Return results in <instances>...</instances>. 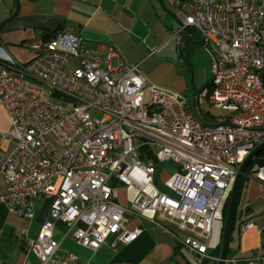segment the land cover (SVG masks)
<instances>
[{"label": "built area", "instance_id": "obj_1", "mask_svg": "<svg viewBox=\"0 0 264 264\" xmlns=\"http://www.w3.org/2000/svg\"><path fill=\"white\" fill-rule=\"evenodd\" d=\"M169 2L178 8V26L168 41L178 47L185 30L197 33L212 57L197 104L222 113L224 125L203 126L190 96L146 87L137 65L119 59L112 67L111 49L85 50L81 37L67 30L27 40L31 58L24 64L0 51V111L9 124L0 131L6 184L0 203L30 220L34 200H49L47 219L30 243L41 264H79L75 254L58 251L57 223L95 252L112 235L122 244L137 239L140 228H124L128 216L171 223L186 233L176 242L197 264L217 260L223 208L238 169L264 142V0H190L189 14L179 1ZM167 162L176 171L160 188L157 168ZM253 176L264 183V166ZM119 188L126 206L117 201ZM252 227L246 223L240 231ZM262 260L256 253L248 264Z\"/></svg>", "mask_w": 264, "mask_h": 264}, {"label": "crops", "instance_id": "obj_2", "mask_svg": "<svg viewBox=\"0 0 264 264\" xmlns=\"http://www.w3.org/2000/svg\"><path fill=\"white\" fill-rule=\"evenodd\" d=\"M161 1L163 8L156 0H18L16 17L0 30L1 55L24 64L31 58V53L23 46L27 40L67 30L81 37L85 50L102 54L111 49L110 64L114 62L116 66L122 59L127 64L137 65L145 84L150 82L184 93V77L167 78L156 71L145 74L140 71V66L157 54L147 57L148 52L159 50L163 38L177 28V6L170 4V0ZM177 1L181 10L189 14L190 0ZM14 9L15 0H0V23L11 16ZM196 41L199 42L198 37L192 43ZM208 81L204 83L202 77L198 85L203 87ZM207 118L209 123L221 121L218 117H211L212 121ZM5 188L0 176V194ZM117 201L122 206L127 205L123 188L118 189ZM33 206V218L28 220L8 213L0 203V264H41L30 252V243L47 219L49 200L37 198ZM235 210L225 264H248L256 253L263 258L260 263L264 264V183L256 181L253 173L242 179ZM123 223L128 231L142 230L137 239L122 244L112 235L95 252L65 235L62 223L55 225L53 238L59 245L58 251L75 254L79 264H197L196 257L176 242L175 236L186 233L171 223L159 220V225H153L138 216L125 217ZM246 223H252L253 227L241 232L240 227ZM215 263L213 260L204 262Z\"/></svg>", "mask_w": 264, "mask_h": 264}, {"label": "rangeland", "instance_id": "obj_3", "mask_svg": "<svg viewBox=\"0 0 264 264\" xmlns=\"http://www.w3.org/2000/svg\"><path fill=\"white\" fill-rule=\"evenodd\" d=\"M175 29H173L172 32H174ZM167 36L163 38L162 43L168 41L171 34L168 37ZM156 53V56L149 59L148 61H145V63L140 66L141 73L145 74L148 71H156L157 73H161L167 78L171 76L175 78L184 77L186 82V90L183 94L187 97L190 96L189 89L191 76L193 86L196 90H199L202 87V85H198V82L202 77L204 83H206L210 79L212 57L208 50L203 47V45L198 41L190 44L187 48L182 47L181 50H179V46L177 47L175 42L170 40L166 45H161V48L157 50ZM111 66H115L114 62L111 63ZM150 86L155 85L147 82L146 87ZM46 97L52 104L64 107L67 106L56 101L55 99H50L49 96ZM199 108L209 115L207 116V120L210 121L213 120V118L211 117L217 118L222 114L218 110L210 108L204 104L199 105ZM90 115L94 118L100 117L98 113L91 112ZM8 129V121L4 113L0 111V131H6ZM175 171L176 165L173 163L167 162L158 165L156 182L158 183L160 188L163 187V183L169 177V175Z\"/></svg>", "mask_w": 264, "mask_h": 264}, {"label": "water", "instance_id": "obj_4", "mask_svg": "<svg viewBox=\"0 0 264 264\" xmlns=\"http://www.w3.org/2000/svg\"><path fill=\"white\" fill-rule=\"evenodd\" d=\"M30 1H33V0H30ZM156 1H158L160 6L163 8L162 1L161 0H156ZM18 10H19L18 0H15L14 12L12 13L11 16H9L7 19H5L4 21L0 23V30L16 17ZM196 39L197 37L193 31L185 30L181 38V44L179 46V50H181L182 47L187 48L192 43V41ZM197 93H198V90L194 88L193 83H192V76H191L189 94H190L191 112L194 118L199 123H201L203 126H206V127H215L217 125H224L225 124L224 122L209 123L208 121L205 120L201 112V109L199 108L197 104V99H196ZM262 151H264V142L258 145L248 154V156L244 159V161L241 163L238 169V172H237V175L234 181V185H233L232 191L228 199V205H227V210H226V214L224 217L222 234H221L219 255L217 257L215 264H225V262L227 261V254H228V248H229V243H230V238H231L233 219L235 215V209H236V204H237L241 182H242L243 177L246 176V171L249 165ZM262 246L264 247V244Z\"/></svg>", "mask_w": 264, "mask_h": 264}, {"label": "trees", "instance_id": "obj_5", "mask_svg": "<svg viewBox=\"0 0 264 264\" xmlns=\"http://www.w3.org/2000/svg\"><path fill=\"white\" fill-rule=\"evenodd\" d=\"M45 38H51L53 37L52 34H49V35H45L44 36ZM203 116L204 118H206L208 115L206 113H203ZM261 166H264V151H262L253 161L252 163L249 165L247 171H246V174H251V173H254L256 171L257 168L261 167ZM227 205H228V202L225 203L224 205V208H223V219L225 217V214H226V210H227ZM235 214H236V210H235ZM234 219H235V215H234ZM234 219H233V222H234ZM234 224V223H233ZM214 256L217 258L218 255H219V248L213 253ZM205 261L202 262V264H204ZM216 262V261H215Z\"/></svg>", "mask_w": 264, "mask_h": 264}, {"label": "bare ground", "instance_id": "obj_6", "mask_svg": "<svg viewBox=\"0 0 264 264\" xmlns=\"http://www.w3.org/2000/svg\"><path fill=\"white\" fill-rule=\"evenodd\" d=\"M256 147H257V146H256ZM256 147H255V148H256ZM223 222H224V219H223Z\"/></svg>", "mask_w": 264, "mask_h": 264}]
</instances>
